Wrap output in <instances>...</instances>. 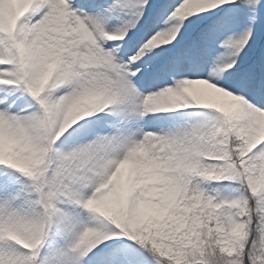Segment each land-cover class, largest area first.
Instances as JSON below:
<instances>
[{
	"label": "snow or ice",
	"instance_id": "6c2138e0",
	"mask_svg": "<svg viewBox=\"0 0 264 264\" xmlns=\"http://www.w3.org/2000/svg\"><path fill=\"white\" fill-rule=\"evenodd\" d=\"M0 264H264V0H0Z\"/></svg>",
	"mask_w": 264,
	"mask_h": 264
}]
</instances>
